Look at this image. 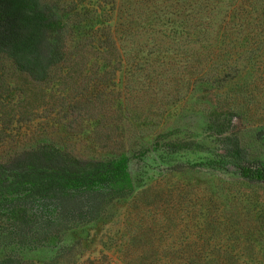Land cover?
Returning a JSON list of instances; mask_svg holds the SVG:
<instances>
[{"label":"rangeland","instance_id":"374dc122","mask_svg":"<svg viewBox=\"0 0 264 264\" xmlns=\"http://www.w3.org/2000/svg\"><path fill=\"white\" fill-rule=\"evenodd\" d=\"M75 1H60L62 10L49 32L47 61L56 65L50 79L35 81L0 58V162L40 145L80 160H110L126 152L134 155L130 163L134 190L131 196L113 201L90 224L68 231L60 246L38 248L25 258L36 264L54 260L56 264H176L180 255L203 252L206 241L216 244L215 254L220 250L247 257L252 252L260 257L264 191L238 183L237 170L227 164L217 170L200 166L192 174H175L180 164L199 165L224 154L208 108L216 109L217 122L227 121L225 129L248 140L252 153L261 151L260 143L252 140L264 129L260 73L249 72L246 79L249 73L235 80L232 76L222 82L225 89L208 91L206 86L201 96L190 77H184L195 89L187 95L183 87L180 101L167 106L162 97L168 92L147 78L160 69V63L126 56L114 61L105 48L107 31L97 30L107 25L98 17L110 16L108 7L99 6V0L87 4L88 10L98 11L99 22L93 20L90 32L76 27L78 19L67 20ZM111 23L115 25L117 19ZM169 74L171 87L179 90L183 81L178 83L179 77ZM239 104L245 106L241 111L245 120L229 116L230 105ZM233 205L241 213L229 225L232 228L217 231V217ZM205 213L211 214L209 220ZM245 230L255 234L245 236ZM6 252L0 242V258Z\"/></svg>","mask_w":264,"mask_h":264},{"label":"trees","instance_id":"16d2710c","mask_svg":"<svg viewBox=\"0 0 264 264\" xmlns=\"http://www.w3.org/2000/svg\"><path fill=\"white\" fill-rule=\"evenodd\" d=\"M60 1L0 0V58L10 60L21 74L35 81L50 79L56 66L47 61L46 44L54 17L62 10ZM76 1L67 12V20L78 19L76 27L89 28L90 32L94 19L105 21L107 25L97 30L107 31L105 48L114 61H124L126 56L160 63V69L147 78L168 92L162 97L167 106L180 101L183 87L187 95L195 89L184 77H190L200 96L206 86L208 91L225 89L222 82L232 76L235 80L255 72L264 80V0H99V6L108 7L110 16L106 19H97L98 11L87 9L90 0ZM167 73L177 75L178 83L183 81L179 90L175 89L179 84L173 90ZM244 89L248 91L250 85ZM229 110V116L244 119L243 104L230 105ZM207 112L221 135L224 154L199 165L180 164L175 174H192L200 166L217 170L227 164L237 170L238 183L264 191V129L252 138L260 143L261 151L252 153L243 135L225 129L226 120L219 123L214 119L216 109L208 108ZM133 158L125 152L110 160H80L50 145H40L0 162V217L4 219L0 220V242L7 248L0 264H36L25 258L27 253L55 249L68 231L90 224L113 201L131 196ZM235 207L225 208L224 216L217 217V231L232 228L229 225L241 213ZM210 217L205 215L206 220ZM242 232L245 236L255 234ZM202 248L203 252L180 255L176 264H264V254L229 256L220 250L215 254L212 241H206ZM247 248L251 250L253 245Z\"/></svg>","mask_w":264,"mask_h":264}]
</instances>
